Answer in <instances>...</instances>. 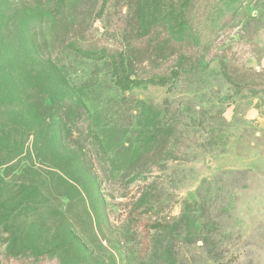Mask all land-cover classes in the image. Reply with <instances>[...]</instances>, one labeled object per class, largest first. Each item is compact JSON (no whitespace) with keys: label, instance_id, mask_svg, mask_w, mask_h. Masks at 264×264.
I'll list each match as a JSON object with an SVG mask.
<instances>
[{"label":"rangeland","instance_id":"rangeland-1","mask_svg":"<svg viewBox=\"0 0 264 264\" xmlns=\"http://www.w3.org/2000/svg\"><path fill=\"white\" fill-rule=\"evenodd\" d=\"M102 1L0 0V264H264V0Z\"/></svg>","mask_w":264,"mask_h":264},{"label":"trees","instance_id":"trees-1","mask_svg":"<svg viewBox=\"0 0 264 264\" xmlns=\"http://www.w3.org/2000/svg\"><path fill=\"white\" fill-rule=\"evenodd\" d=\"M107 0H103L102 4H101V8H100V12L103 11V9L105 8ZM68 49H70L71 51H73L76 55L89 59V60H101L102 58H104L105 56V52L103 50H101L100 52H90V51H84L80 48H78L75 44L73 43H69L66 45ZM113 74L116 77V81H115V85L121 90V91H129L131 88L134 87H138L142 84H144L145 82L149 83V84H156V85H165L166 84V77H159V78H151L148 79L146 81L143 80H138V79H131L129 77V75H125L124 74V70H123V62L120 63H116V67H114L113 69ZM226 78H229V75H227L226 73ZM229 80L231 81V79L229 78ZM232 82L233 79H232ZM48 100H51L50 97L48 98ZM44 121L42 120V118H39V125H44ZM60 127V125H59ZM42 131H36V133H33V137H34V141L36 146H42V144H48V142L54 141L55 136V132L53 134V136L51 137L50 131H46L48 132L47 135L43 138V136H40V133ZM44 134V132H42V135Z\"/></svg>","mask_w":264,"mask_h":264}]
</instances>
